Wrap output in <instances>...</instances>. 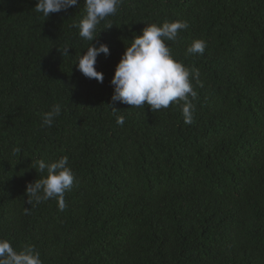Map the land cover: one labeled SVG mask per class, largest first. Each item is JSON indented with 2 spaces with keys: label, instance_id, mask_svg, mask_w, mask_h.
<instances>
[{
  "label": "trees",
  "instance_id": "obj_1",
  "mask_svg": "<svg viewBox=\"0 0 264 264\" xmlns=\"http://www.w3.org/2000/svg\"><path fill=\"white\" fill-rule=\"evenodd\" d=\"M35 5L0 0V239L34 245L43 264H264V0H122L93 41L110 49L103 83L74 65L91 46L73 26L83 0L48 18ZM176 20L188 28L166 44L200 72L191 124L177 104L111 99L134 36ZM196 39L203 55L187 54ZM63 156L66 207L29 205L26 185L47 175L37 161Z\"/></svg>",
  "mask_w": 264,
  "mask_h": 264
},
{
  "label": "clouds",
  "instance_id": "obj_2",
  "mask_svg": "<svg viewBox=\"0 0 264 264\" xmlns=\"http://www.w3.org/2000/svg\"><path fill=\"white\" fill-rule=\"evenodd\" d=\"M83 3L86 15L73 26L79 29L78 34L83 40L91 42V46L77 58L74 65L86 78L103 83V73L97 71L95 65L97 57L101 54L107 57L110 49L107 44L100 43L96 46L93 41L97 40L101 32H97L98 25L118 12L122 0H83ZM78 4L79 0H36L34 10L48 18L52 13L66 12ZM112 26L108 24L106 29ZM187 28L186 21H165L162 24H147L140 35H135L115 67L111 79L114 88L112 101L138 108H145L147 105L153 112L177 104L181 107L184 123L191 124L195 106L189 97H196L191 79L199 81L200 72L196 68L189 70L176 60L166 44L167 41H176L179 33ZM206 47L204 40L196 39L187 47L186 53L203 55ZM69 48L58 50L65 56L68 55ZM112 110L117 111L115 108ZM60 115L61 105H53L50 111L42 114L41 126L51 127L54 119ZM116 123L123 126L124 116H117ZM37 165L39 171H46L47 175L26 185L27 203L32 205L55 200L62 211L66 207L64 194L71 190L74 182L68 157L63 156L51 162L38 160ZM25 213H28V208H25ZM0 264L43 262L34 245H24L17 251L9 240L0 239Z\"/></svg>",
  "mask_w": 264,
  "mask_h": 264
}]
</instances>
